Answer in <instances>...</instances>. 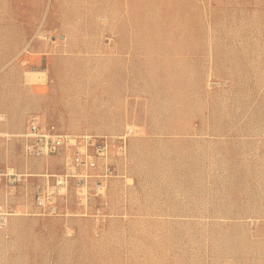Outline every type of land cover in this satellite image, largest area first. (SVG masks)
<instances>
[{"label":"rangeland","instance_id":"374dc122","mask_svg":"<svg viewBox=\"0 0 264 264\" xmlns=\"http://www.w3.org/2000/svg\"><path fill=\"white\" fill-rule=\"evenodd\" d=\"M32 115L107 144L52 202ZM6 167L0 264H264V0H0Z\"/></svg>","mask_w":264,"mask_h":264},{"label":"built area","instance_id":"2783aa9c","mask_svg":"<svg viewBox=\"0 0 264 264\" xmlns=\"http://www.w3.org/2000/svg\"><path fill=\"white\" fill-rule=\"evenodd\" d=\"M27 47L21 52H26ZM22 141V150L26 156L45 157L50 155L64 158L65 170L63 173L54 175L52 182L47 184L50 191L51 202L55 196L68 186L70 178L75 175L77 169L87 166L90 155L89 148L94 147L97 154H102L107 144L103 141H96L90 135H73L57 128L53 123H43L39 116L32 115L28 118L24 131L20 134ZM28 174H16L12 168L6 167L0 173V181L7 179L15 182L22 177L26 180ZM49 183V182H47ZM42 190L39 185L36 186V201L38 204L43 202ZM6 220V217L0 215V224Z\"/></svg>","mask_w":264,"mask_h":264},{"label":"crops","instance_id":"0c3cea01","mask_svg":"<svg viewBox=\"0 0 264 264\" xmlns=\"http://www.w3.org/2000/svg\"><path fill=\"white\" fill-rule=\"evenodd\" d=\"M5 1H6V3H9V0H5ZM2 14H3V13H2ZM3 16H4V15H3ZM18 18H19V17H18ZM2 20H3V19H2ZM24 49H25V47L22 48V49L20 50V52L23 51ZM26 51H27V50H26ZM20 52H19V53H20ZM24 53H25V52H22V55H23ZM19 55H20V54H19ZM20 56H21V55H20Z\"/></svg>","mask_w":264,"mask_h":264}]
</instances>
